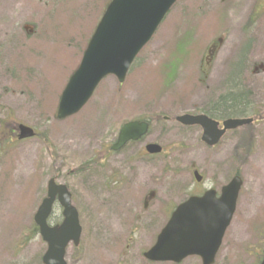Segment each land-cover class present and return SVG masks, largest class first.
<instances>
[{
  "label": "rangeland",
  "instance_id": "obj_1",
  "mask_svg": "<svg viewBox=\"0 0 264 264\" xmlns=\"http://www.w3.org/2000/svg\"><path fill=\"white\" fill-rule=\"evenodd\" d=\"M100 3L0 0V264H43L47 245L31 230L52 177L70 189L83 229L80 246L67 250L68 264H163L148 262L144 253L168 221V208L185 198L182 189L192 183L187 163L196 149H182V139L191 138L155 117L196 112V96L208 95L196 85L202 61L205 81L217 88L239 63L248 90L264 98V0H180L124 85L107 77L79 114L58 121L59 96L78 66L80 40L94 27ZM219 38L207 66V51ZM138 117L154 119L148 136L105 156L121 127ZM17 124L38 137L13 141ZM258 141L264 146V130ZM149 143L163 146L166 155L142 154ZM97 158L101 163L93 164ZM255 161L215 264H255L262 254L264 150ZM163 166L169 174L161 175ZM149 192L155 196L145 207ZM62 220L57 205L50 223ZM181 264L202 263L189 258Z\"/></svg>",
  "mask_w": 264,
  "mask_h": 264
},
{
  "label": "water",
  "instance_id": "obj_2",
  "mask_svg": "<svg viewBox=\"0 0 264 264\" xmlns=\"http://www.w3.org/2000/svg\"><path fill=\"white\" fill-rule=\"evenodd\" d=\"M177 1L112 0L86 48L79 68L62 93L57 120L79 113L106 77L113 75L119 83H123L136 56L151 40ZM204 120L206 118L191 115L178 118L184 125H195ZM248 123L228 121L226 127L233 129ZM17 131L19 140L35 137L34 130L26 125H18ZM148 131L147 122L125 124L112 150L117 152L130 141H139ZM207 137L206 130L204 139ZM146 150L149 154L162 152L160 146L153 144L147 146ZM240 187V180L235 179L224 189L220 200L207 194L201 199L193 197L180 205L145 257L153 262L180 263L185 258L196 255L202 258L204 264H213L234 216ZM56 202L63 209V222L53 227L50 226L49 219ZM34 223L47 244L42 257L43 264H67V248L71 243L75 247L80 245L82 227L78 212L72 206L71 194L66 186L57 184L54 178L47 183V195L34 216Z\"/></svg>",
  "mask_w": 264,
  "mask_h": 264
},
{
  "label": "flooded vegetation",
  "instance_id": "obj_3",
  "mask_svg": "<svg viewBox=\"0 0 264 264\" xmlns=\"http://www.w3.org/2000/svg\"><path fill=\"white\" fill-rule=\"evenodd\" d=\"M232 72L230 67L229 79L218 88L206 82L203 86L208 95L196 96V112L192 113L196 117L205 116L214 122L209 126V141L203 140L205 127L202 123L184 126L177 121L178 116L173 119L174 126L185 131L183 136L191 138L182 139L181 148L189 151V147L196 149V158L187 163L190 166L188 173L192 178V183L187 189L196 197H202L210 191L215 193L216 198H220L222 190L230 185L235 177L244 180L250 163L256 162L258 152L264 150V146L258 141L260 132L264 130V98L254 91L251 94L248 90L249 82L244 78L245 70L240 73V79L235 83L239 90L234 91V83L229 81ZM218 89L221 90L220 95L217 93ZM249 94L252 100L249 99ZM235 96L242 97L241 102L233 103ZM163 118H168L165 122L171 121L170 117ZM230 120H251V124L224 130L225 124ZM254 136L256 139L250 140ZM252 143L253 146L250 145ZM165 170L167 167L163 166L161 175ZM195 173L200 177L199 181L195 179Z\"/></svg>",
  "mask_w": 264,
  "mask_h": 264
},
{
  "label": "trees",
  "instance_id": "obj_4",
  "mask_svg": "<svg viewBox=\"0 0 264 264\" xmlns=\"http://www.w3.org/2000/svg\"><path fill=\"white\" fill-rule=\"evenodd\" d=\"M110 2V0H107L106 1V3H105V0H101V5H100V7L98 8L99 10H101L100 11V14L95 18L96 20L94 21V23H95V25H94V27L92 28V30L90 31V34L88 35V37L86 38V40L84 41V42H82V39L80 40V43H83V45H82V48L80 49V51H79V61H80V59H81V57H82V54H83V52H84V50H85V48H86V46H87V44H88V42H89V40H90V38H91V35H92V33H93V31H94V28H95V26H96V24L98 23V21H99V19H100V17H101V15H102V13L104 12V10H105V8H106V6H107V4ZM71 61V60H70ZM79 61L78 62H76L77 64L79 63ZM75 63V64H76ZM77 66V65H76ZM73 68L75 69L76 67L75 66H73ZM233 72H232V75H231V77H230V82L231 83H234V91H237V90H239V88H237V84L235 85V83L236 82H238L239 81V79H240V73H241V70H242V68H241V65L239 64V63H237L235 66H234V68H233ZM172 74V73H171ZM158 87H159V85H158ZM241 98L242 97H237V96H235L234 98H233V100H232V102L233 103H235V104H237L238 102H241ZM136 119H144V117H138V118H136ZM100 164L101 162H100V160H99V158H97V159H95V160H93V164ZM101 166H103L102 164H101ZM10 167H11V169H13V166H12V164H10ZM81 168H83V167H80V168H78V169H81ZM11 169H10V171H11ZM10 174V173H9ZM117 174V173H116ZM117 176V175H116ZM112 180L114 181V179L112 178ZM31 233H32V235L34 236V235H37L39 232H38V228L33 224L32 225V230H31Z\"/></svg>",
  "mask_w": 264,
  "mask_h": 264
},
{
  "label": "bare ground",
  "instance_id": "obj_5",
  "mask_svg": "<svg viewBox=\"0 0 264 264\" xmlns=\"http://www.w3.org/2000/svg\"><path fill=\"white\" fill-rule=\"evenodd\" d=\"M14 171L12 172V175H13Z\"/></svg>",
  "mask_w": 264,
  "mask_h": 264
}]
</instances>
